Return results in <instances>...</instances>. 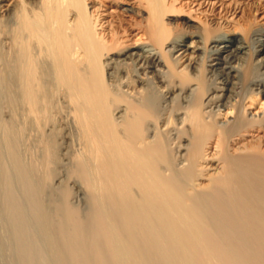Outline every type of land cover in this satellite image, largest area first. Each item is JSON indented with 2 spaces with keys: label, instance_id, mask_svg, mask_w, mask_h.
Returning <instances> with one entry per match:
<instances>
[{
  "label": "bare ground",
  "instance_id": "bare-ground-1",
  "mask_svg": "<svg viewBox=\"0 0 264 264\" xmlns=\"http://www.w3.org/2000/svg\"><path fill=\"white\" fill-rule=\"evenodd\" d=\"M177 1L0 0L13 264H264V27Z\"/></svg>",
  "mask_w": 264,
  "mask_h": 264
},
{
  "label": "rangeland",
  "instance_id": "rangeland-1",
  "mask_svg": "<svg viewBox=\"0 0 264 264\" xmlns=\"http://www.w3.org/2000/svg\"><path fill=\"white\" fill-rule=\"evenodd\" d=\"M180 1H181V4H178ZM191 1H193L192 8H194V10L195 9L198 10V7H194V5H197V4H200V3H203V2H205V5H203L202 7L204 9H208L209 5L207 6V4H206L208 2V3H214V5H212L211 7L216 9L215 11H216V13L218 12V17H221V16H223L225 14L227 15V12H228L229 18L226 20L225 17H224V18H222V20L225 19L227 21L226 22L224 20L226 22V25H228V26L230 25L229 26L230 27L229 28L230 31H236L237 30V26L235 24L236 23L235 21H237L238 18H236L234 20V22H233L234 16L233 17L230 16V13L234 12L235 9H237V8H238V11L242 10V12L244 13V22H246V24H250L254 28L264 27V0H230L231 3L229 2V0H201V1L200 0H191ZM189 4H190V0H178L177 3L174 6H175V8L177 7L176 9L181 8V10L183 12L181 10H179V11H181L180 14H183L184 16H187L188 9L191 7ZM220 4H222V5H220ZM180 6H182V7H180ZM219 8H220V10H219ZM199 12H201V10ZM220 13H221V16H220ZM176 15L174 14L172 17L174 18V16H176ZM179 15H178V17L176 16V18H174V19H177V20H179V22H181L183 17H181V15L180 16ZM187 17H189L192 21L196 20V22H199L198 19H201L202 15L201 14L200 15L197 14V15L194 16V14H190ZM195 17L198 18V19H195ZM229 19L231 21H229ZM199 23H201V22H199ZM201 25H202V23H201ZM169 28H170L171 32H173V33L179 34V33L182 32V27L179 26V25L178 26H174V27H169ZM0 235H1L0 236V246H1L0 247V251L2 252L1 256L3 255L2 257H0V262H1L0 264H13V262H11V261H13V260H11V259H13L12 258L13 254H12V251H11L12 249L10 247L11 243H10V241H8L9 239H6V237L3 236V234L0 233ZM1 237H3V238H1ZM1 239H6V241L5 240H1ZM3 257H4L5 260L2 259ZM6 260L9 261V262H6ZM4 262H6V263H4Z\"/></svg>",
  "mask_w": 264,
  "mask_h": 264
}]
</instances>
